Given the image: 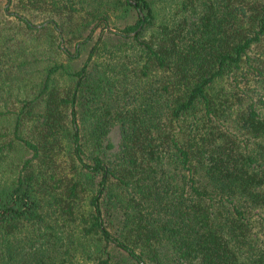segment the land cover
Returning <instances> with one entry per match:
<instances>
[{"label": "trees", "instance_id": "16d2710c", "mask_svg": "<svg viewBox=\"0 0 264 264\" xmlns=\"http://www.w3.org/2000/svg\"><path fill=\"white\" fill-rule=\"evenodd\" d=\"M0 264H264V0H0Z\"/></svg>", "mask_w": 264, "mask_h": 264}, {"label": "rangeland", "instance_id": "374dc122", "mask_svg": "<svg viewBox=\"0 0 264 264\" xmlns=\"http://www.w3.org/2000/svg\"><path fill=\"white\" fill-rule=\"evenodd\" d=\"M46 21V20H45ZM44 22V21H43ZM37 23H41V22H37ZM37 23H35V24H37ZM109 27H111V26H109ZM114 28V27H113ZM110 136H111V138H112V140L113 141H117V139H118V134H117V132H116V130L114 129L112 132H111V134H110Z\"/></svg>", "mask_w": 264, "mask_h": 264}, {"label": "water", "instance_id": "95a60500", "mask_svg": "<svg viewBox=\"0 0 264 264\" xmlns=\"http://www.w3.org/2000/svg\"><path fill=\"white\" fill-rule=\"evenodd\" d=\"M48 21L46 20V21H44V22H42V23H37V24H33L34 26H36V27H38V26H41L42 24H45V23H47ZM52 22L54 23V21L52 20ZM109 28H111V29H114L113 27H109Z\"/></svg>", "mask_w": 264, "mask_h": 264}]
</instances>
